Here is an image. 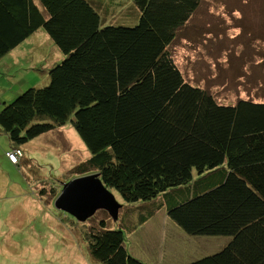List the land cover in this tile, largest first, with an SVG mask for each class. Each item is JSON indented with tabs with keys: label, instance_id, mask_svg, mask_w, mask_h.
Here are the masks:
<instances>
[{
	"label": "trees",
	"instance_id": "16d2710c",
	"mask_svg": "<svg viewBox=\"0 0 264 264\" xmlns=\"http://www.w3.org/2000/svg\"><path fill=\"white\" fill-rule=\"evenodd\" d=\"M104 2L0 0V59L42 29L61 51L49 84L0 98L8 160L20 166L25 144L71 121L91 154L75 170L141 204L132 236L163 212L186 234L223 243L187 264H264V97L222 103L184 75L170 47L204 0H133L126 12ZM120 13L134 22L113 24ZM187 189L181 202L168 198ZM86 240L103 264H148L104 220Z\"/></svg>",
	"mask_w": 264,
	"mask_h": 264
},
{
	"label": "rangeland",
	"instance_id": "374dc122",
	"mask_svg": "<svg viewBox=\"0 0 264 264\" xmlns=\"http://www.w3.org/2000/svg\"><path fill=\"white\" fill-rule=\"evenodd\" d=\"M112 1L122 2L120 11L136 8L133 0ZM131 15L116 14L113 24L131 25ZM186 27L170 48L193 84L207 86L222 103L264 97V67L253 65L264 49V0H204ZM30 40L0 59V98L12 100L23 86L21 91L49 84L47 73L61 51L44 29ZM9 147L7 134L0 132V264H103L89 253L86 240L88 227L102 220L122 227L130 251L148 264H187L223 246L210 236L186 234L163 212L132 236L129 227L136 226L141 204L125 202L117 192L123 204L118 220L100 209L79 221L56 208L55 191L87 175L75 168L91 155L71 121L25 144L20 166L8 160ZM192 192L168 198L181 202Z\"/></svg>",
	"mask_w": 264,
	"mask_h": 264
},
{
	"label": "water",
	"instance_id": "95a60500",
	"mask_svg": "<svg viewBox=\"0 0 264 264\" xmlns=\"http://www.w3.org/2000/svg\"><path fill=\"white\" fill-rule=\"evenodd\" d=\"M55 206L77 220L84 221L100 209L108 211L113 219H117L122 205L98 174H90L76 177L64 184Z\"/></svg>",
	"mask_w": 264,
	"mask_h": 264
},
{
	"label": "built area",
	"instance_id": "2783aa9c",
	"mask_svg": "<svg viewBox=\"0 0 264 264\" xmlns=\"http://www.w3.org/2000/svg\"><path fill=\"white\" fill-rule=\"evenodd\" d=\"M7 155L11 161L17 162L22 156V152L19 149H15L12 150L11 152H8Z\"/></svg>",
	"mask_w": 264,
	"mask_h": 264
}]
</instances>
